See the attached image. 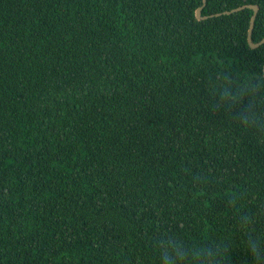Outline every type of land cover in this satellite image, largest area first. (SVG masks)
Wrapping results in <instances>:
<instances>
[{
    "label": "trees",
    "instance_id": "16d2710c",
    "mask_svg": "<svg viewBox=\"0 0 264 264\" xmlns=\"http://www.w3.org/2000/svg\"><path fill=\"white\" fill-rule=\"evenodd\" d=\"M246 4L0 0V264H264Z\"/></svg>",
    "mask_w": 264,
    "mask_h": 264
},
{
    "label": "water",
    "instance_id": "95a60500",
    "mask_svg": "<svg viewBox=\"0 0 264 264\" xmlns=\"http://www.w3.org/2000/svg\"><path fill=\"white\" fill-rule=\"evenodd\" d=\"M205 4V0H202V5H200L199 7H197L195 9V17L197 19H204L207 17V15H202L201 14V9L203 7V5ZM243 7H249V8H252L253 9V13L251 15V18H250V24H249V27H248V35H247V40H248V43L251 47H255L257 46L258 44H261L262 42H264V37L257 43H253L251 41V37H250V34H251V29H252V25H253V21H254V17L258 11V5L257 4H247V5H242V6H239V7H236V8H233L232 10H238V9H241ZM230 11V10H229ZM229 11H225V12H229ZM264 70V68H263Z\"/></svg>",
    "mask_w": 264,
    "mask_h": 264
},
{
    "label": "rangeland",
    "instance_id": "374dc122",
    "mask_svg": "<svg viewBox=\"0 0 264 264\" xmlns=\"http://www.w3.org/2000/svg\"><path fill=\"white\" fill-rule=\"evenodd\" d=\"M41 5H42V4H41ZM258 42H259V41H258ZM256 43H257V42H256ZM262 43H263V42H262ZM258 45H259V44H258ZM258 45H257V46H258ZM263 68H264V66H263ZM263 72H264V70H263Z\"/></svg>",
    "mask_w": 264,
    "mask_h": 264
},
{
    "label": "bare ground",
    "instance_id": "6f19581e",
    "mask_svg": "<svg viewBox=\"0 0 264 264\" xmlns=\"http://www.w3.org/2000/svg\"><path fill=\"white\" fill-rule=\"evenodd\" d=\"M247 5V4H246ZM252 9V8H251ZM253 10V9H252Z\"/></svg>",
    "mask_w": 264,
    "mask_h": 264
}]
</instances>
